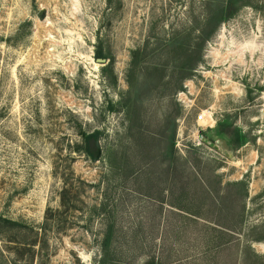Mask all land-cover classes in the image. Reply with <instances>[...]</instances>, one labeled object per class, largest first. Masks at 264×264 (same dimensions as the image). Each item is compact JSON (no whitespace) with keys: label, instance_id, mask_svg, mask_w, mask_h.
Here are the masks:
<instances>
[{"label":"rangeland","instance_id":"374dc122","mask_svg":"<svg viewBox=\"0 0 264 264\" xmlns=\"http://www.w3.org/2000/svg\"><path fill=\"white\" fill-rule=\"evenodd\" d=\"M0 264H264V0H0Z\"/></svg>","mask_w":264,"mask_h":264},{"label":"trees","instance_id":"16d2710c","mask_svg":"<svg viewBox=\"0 0 264 264\" xmlns=\"http://www.w3.org/2000/svg\"><path fill=\"white\" fill-rule=\"evenodd\" d=\"M93 136H89L88 138H86L87 141H89L88 143H90V138H92ZM86 152L90 155H94L95 152H94V149L91 147V146H87L85 148Z\"/></svg>","mask_w":264,"mask_h":264},{"label":"water","instance_id":"95a60500","mask_svg":"<svg viewBox=\"0 0 264 264\" xmlns=\"http://www.w3.org/2000/svg\"><path fill=\"white\" fill-rule=\"evenodd\" d=\"M99 62H102L101 60H99Z\"/></svg>","mask_w":264,"mask_h":264},{"label":"bare ground","instance_id":"6f19581e","mask_svg":"<svg viewBox=\"0 0 264 264\" xmlns=\"http://www.w3.org/2000/svg\"><path fill=\"white\" fill-rule=\"evenodd\" d=\"M200 119V118H199Z\"/></svg>","mask_w":264,"mask_h":264}]
</instances>
